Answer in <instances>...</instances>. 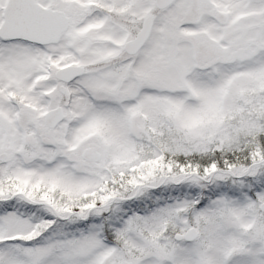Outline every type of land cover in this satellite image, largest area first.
<instances>
[{
    "label": "snow or ice",
    "instance_id": "1",
    "mask_svg": "<svg viewBox=\"0 0 264 264\" xmlns=\"http://www.w3.org/2000/svg\"><path fill=\"white\" fill-rule=\"evenodd\" d=\"M0 264H264V0H0Z\"/></svg>",
    "mask_w": 264,
    "mask_h": 264
}]
</instances>
